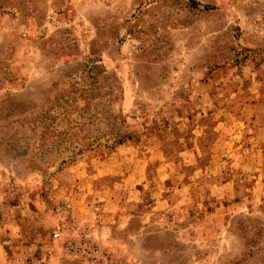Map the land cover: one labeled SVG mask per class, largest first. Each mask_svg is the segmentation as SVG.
Returning <instances> with one entry per match:
<instances>
[{
  "label": "rangeland",
  "instance_id": "rangeland-1",
  "mask_svg": "<svg viewBox=\"0 0 264 264\" xmlns=\"http://www.w3.org/2000/svg\"><path fill=\"white\" fill-rule=\"evenodd\" d=\"M92 64L132 139L32 167L18 119ZM248 220L264 247V0H0V264H232Z\"/></svg>",
  "mask_w": 264,
  "mask_h": 264
},
{
  "label": "trees",
  "instance_id": "trees-1",
  "mask_svg": "<svg viewBox=\"0 0 264 264\" xmlns=\"http://www.w3.org/2000/svg\"><path fill=\"white\" fill-rule=\"evenodd\" d=\"M89 71L74 77L68 88L49 101V105L29 120L18 119L28 149L21 155L28 164L52 172L67 157L99 145H118L132 139L127 121L110 110L114 90L104 84V68L92 64ZM28 140V141H27ZM245 250L232 264H264V247L256 245L262 230L256 222H240ZM263 253V254H262Z\"/></svg>",
  "mask_w": 264,
  "mask_h": 264
},
{
  "label": "built area",
  "instance_id": "built-area-1",
  "mask_svg": "<svg viewBox=\"0 0 264 264\" xmlns=\"http://www.w3.org/2000/svg\"><path fill=\"white\" fill-rule=\"evenodd\" d=\"M57 235V234H56Z\"/></svg>",
  "mask_w": 264,
  "mask_h": 264
}]
</instances>
